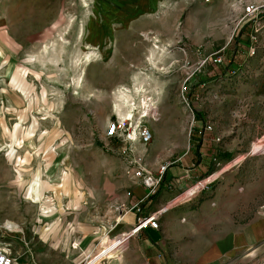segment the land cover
I'll use <instances>...</instances> for the list:
<instances>
[{
  "label": "rangeland",
  "instance_id": "rangeland-1",
  "mask_svg": "<svg viewBox=\"0 0 264 264\" xmlns=\"http://www.w3.org/2000/svg\"><path fill=\"white\" fill-rule=\"evenodd\" d=\"M209 4L0 0V226L12 228L1 241L18 264H85L87 250L122 246L133 232L113 227L115 206L137 185L107 127L121 118L116 92L134 89L136 76L159 114L134 113L154 132L136 145L145 163L171 168L191 153L200 162L202 148L209 155L185 189L165 177L142 205L167 245L199 252L221 239L224 248L240 225L264 221V12L254 23L238 0ZM218 51L223 63L203 62ZM208 120L213 130L200 135ZM137 234L125 241L129 260L146 264ZM205 264H264V238Z\"/></svg>",
  "mask_w": 264,
  "mask_h": 264
},
{
  "label": "crops",
  "instance_id": "crops-1",
  "mask_svg": "<svg viewBox=\"0 0 264 264\" xmlns=\"http://www.w3.org/2000/svg\"><path fill=\"white\" fill-rule=\"evenodd\" d=\"M215 1L218 0H213L211 3ZM225 1L228 2L230 0ZM128 3H126V5L130 7ZM146 3H148V1L142 3V6L139 7H144L145 5H147ZM211 3L209 4V7L213 8ZM227 6L228 5H226V7ZM111 27L112 26L108 25L109 30L111 29ZM258 93L259 95L264 94L263 86L262 90H259ZM259 99L264 100V96L261 95ZM210 118L214 119L212 114L210 115ZM208 121L212 122L211 120ZM203 145H205V143ZM204 150L202 148L201 152L206 154V158L205 156L201 155L203 159L200 160V162H198L199 158L195 160V153H191L189 156L180 158V160L177 161V166L168 169L166 174V182H168V184L174 183V185H178L179 187L185 189L186 186L191 184V182H193L196 177H199L202 175V173H205L208 169L206 164L208 163L209 155L208 151L205 152ZM207 179L202 184L205 185ZM202 184H200L199 186L201 187ZM131 190L133 191V196H127L126 201L118 203H134L139 200V198L146 197V190L140 186H133ZM148 200L149 199H147L144 204H147ZM179 201L180 200H178V202ZM141 215H144L143 212L141 213ZM137 216L138 215L135 211L128 213L127 216H125L124 221L120 223L122 230H130L135 224ZM191 227L192 225L188 227L190 229V232H192ZM137 233V235L142 240V244L144 247V252L142 251V255L146 264H205L207 263V261L215 258L217 259L227 253L231 247H234L235 243L240 247L256 245L258 242L261 241V239L264 238V221H256L248 225L247 227L245 226V223H243L233 234V237L231 238V240H229L228 245L224 244V248H222L220 244L218 246L216 244L220 241L225 243L226 240L218 239L215 242L216 244L214 243L210 247L203 248L199 252H197L196 249L192 250L189 245H178V248L176 245L168 246L167 243L163 240V237L161 236L160 232L157 231V229L146 228L142 229ZM86 247H88L87 249H90L91 245ZM99 252V250H91V252L90 250H87V255L85 254V259H83V263L85 262V264H87L89 260L96 256ZM131 253L132 247L126 244V246L123 248V250L118 256H116L117 254H115V251H110L108 253L110 258H103L102 260L97 261L96 264H132V261L129 260V256Z\"/></svg>",
  "mask_w": 264,
  "mask_h": 264
},
{
  "label": "built area",
  "instance_id": "built-area-1",
  "mask_svg": "<svg viewBox=\"0 0 264 264\" xmlns=\"http://www.w3.org/2000/svg\"><path fill=\"white\" fill-rule=\"evenodd\" d=\"M203 1L205 3H211L213 0ZM238 3L243 7L244 19H251V21H254V23H261L260 15L264 12L263 4L247 3L246 0H238ZM258 31L259 29H256V32ZM257 38V35L253 36V40L255 41H257ZM251 49L254 53L255 47H252ZM207 61L221 64L224 61V53L218 51L215 54L209 55V57L205 58L203 62L206 63ZM149 115H152L156 120L159 117V114L156 112V110H154L152 106H149L146 112L144 111L141 118H146ZM213 127L214 126L212 122L206 121L204 126H202L199 131L200 135H205L207 132H211L213 130ZM107 135L110 138H119L120 140H122L125 145L124 151L129 157L127 174L130 175L132 182L135 185L140 186L146 190V197L139 198V200L134 203H119L115 206V214H117V217L115 218V225H113V227L123 222L125 216H127L128 213L135 211L138 215L135 224L131 228L133 232H130L125 240L128 241L133 234L141 231L142 229H159V222L156 213L151 215H141L142 205L147 199H150L156 191H158L159 187L162 185L166 177L171 163H163L154 169L145 163V154L137 153V144L148 145L154 139V132L146 122L142 121L138 123L134 121L133 118L116 117L108 125ZM126 194L127 196L132 197L133 191L130 189L126 192ZM3 227L8 231L12 230L10 226L5 225ZM3 227L0 226V264H18L11 249L5 246L1 241V231ZM123 234L124 232L121 231L116 234L115 237L117 238L121 235L123 236ZM125 241L123 242L124 244L122 246H120L121 244H117L116 246L113 245V247H110L106 250L102 249V251L99 252L95 257L97 258L102 254L107 255V253H109L110 251H115V254H120V252L126 246ZM92 261L93 258H91L87 264H91Z\"/></svg>",
  "mask_w": 264,
  "mask_h": 264
},
{
  "label": "bare ground",
  "instance_id": "bare-ground-1",
  "mask_svg": "<svg viewBox=\"0 0 264 264\" xmlns=\"http://www.w3.org/2000/svg\"><path fill=\"white\" fill-rule=\"evenodd\" d=\"M93 55H95L94 52H89L85 55V63H88L93 58ZM80 76H78L79 78ZM144 81H140V79L136 76V83L134 86V89H130L129 87L120 86L119 90L116 92L117 100L115 101V107L116 109L120 110V116L121 118H134V113L136 111L145 110L147 111V108L149 106H152L153 104L156 105V102L153 98H146L148 93L147 87L143 84ZM80 78L77 81V85H80ZM160 84V82H159ZM156 89V88H154ZM159 90V88H157ZM153 94V90H151ZM123 107L125 109H123ZM143 114V113H142ZM140 120V119H138ZM141 121V120H140ZM145 146V145H143ZM8 226V225H7Z\"/></svg>",
  "mask_w": 264,
  "mask_h": 264
}]
</instances>
